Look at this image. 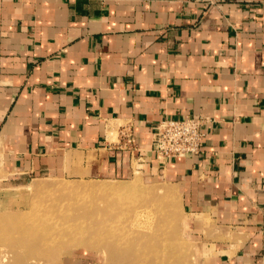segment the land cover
Here are the masks:
<instances>
[{"label": "crops", "instance_id": "1", "mask_svg": "<svg viewBox=\"0 0 264 264\" xmlns=\"http://www.w3.org/2000/svg\"><path fill=\"white\" fill-rule=\"evenodd\" d=\"M199 117L201 153L160 162L159 122ZM0 169L168 182L184 204L136 224L172 257L148 264H264V0H0Z\"/></svg>", "mask_w": 264, "mask_h": 264}, {"label": "rangeland", "instance_id": "2", "mask_svg": "<svg viewBox=\"0 0 264 264\" xmlns=\"http://www.w3.org/2000/svg\"><path fill=\"white\" fill-rule=\"evenodd\" d=\"M3 179L0 176V218L6 229L0 232V264H60L66 255L78 249L99 252L104 264L169 262L172 257L169 241L155 238V228L159 226L136 224L140 218L150 222L162 215L173 216L168 208L163 212L156 204H184L168 182H155L138 173L126 179H39L28 187L17 188ZM117 186H128L124 188L127 191H109ZM72 204L78 205L70 207ZM59 210L68 211L69 221L82 217L91 228L78 236L48 233L44 239L34 240L33 244L38 246L34 252L17 244L23 235L17 234V226H22V233L31 229L53 230L58 224L55 220L60 216L56 215ZM140 231H146L147 235H139ZM35 236L42 237L40 234L23 237Z\"/></svg>", "mask_w": 264, "mask_h": 264}, {"label": "built area", "instance_id": "3", "mask_svg": "<svg viewBox=\"0 0 264 264\" xmlns=\"http://www.w3.org/2000/svg\"><path fill=\"white\" fill-rule=\"evenodd\" d=\"M208 123L207 118L164 119L157 125L152 138V149L158 160L199 155L202 151ZM128 142L134 144L133 137Z\"/></svg>", "mask_w": 264, "mask_h": 264}, {"label": "bare ground", "instance_id": "4", "mask_svg": "<svg viewBox=\"0 0 264 264\" xmlns=\"http://www.w3.org/2000/svg\"><path fill=\"white\" fill-rule=\"evenodd\" d=\"M125 187H128V186L111 187V188H109V191L114 192V193H122V192L127 191V190L124 189ZM77 205L78 204H72L70 207L77 206ZM61 211H63V210H61ZM61 211L59 210V212H57V214H56V215H60V216L58 217L57 220H55V221L58 222V224L55 225L53 230H51L49 228H47V230H45V231H38V230H32L31 229V230H28V231H23V233H22L21 232L22 226H17L15 228V230H17V234L18 233L19 234L20 233L23 234V235H21V237L19 236V239L16 241L17 244L21 245V246H25L26 245V248H28V250H30L31 252H34V250L38 249L37 244L36 245L33 244L34 240H36V239H44L45 238L44 236L46 234H48V233H52V234L57 233V235L59 234L60 236H63V234H65V233H69L70 235L72 234L74 236H78L77 234H79L80 232H88L87 230H89V228H91V226L89 224H87V223L82 221L83 220L82 217H81V219L78 218L76 221H74V220L69 221L68 220L69 217L66 216V213H68V211L67 212H65V210L63 212H61ZM53 214L55 215V213H53ZM79 220H81V221H79ZM51 221H54V220L50 219V222ZM13 222H14V220H13ZM34 223H38V222H34ZM1 224H2V220L0 218V232H2L3 230L6 229L5 227L1 226ZM6 225H7V222L5 223V226ZM32 226L34 227V225H32ZM66 226H68V227H66ZM63 227H65V228L63 229ZM26 234L27 235H29V234H32V235L40 234V235H42V237H40V236L39 237L35 236L33 238L23 237V236H27ZM81 234H83V233H81Z\"/></svg>", "mask_w": 264, "mask_h": 264}]
</instances>
